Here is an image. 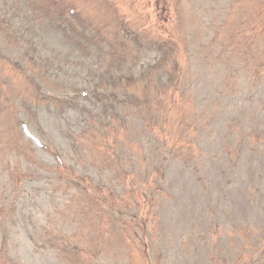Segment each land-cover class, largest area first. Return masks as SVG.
I'll return each mask as SVG.
<instances>
[{"label":"rangeland","instance_id":"rangeland-1","mask_svg":"<svg viewBox=\"0 0 264 264\" xmlns=\"http://www.w3.org/2000/svg\"><path fill=\"white\" fill-rule=\"evenodd\" d=\"M0 264H264V0H0Z\"/></svg>","mask_w":264,"mask_h":264},{"label":"trees","instance_id":"trees-1","mask_svg":"<svg viewBox=\"0 0 264 264\" xmlns=\"http://www.w3.org/2000/svg\"><path fill=\"white\" fill-rule=\"evenodd\" d=\"M4 84H6V83H4ZM162 142V141H161ZM163 144H161V145H159V147L158 148H156V150H157V153H164V154H167L168 152L165 150V146H164V144H165V142H162ZM156 170H158L159 171V173H160V175H161V173H162V170H160V169H156ZM83 178V177H82ZM161 178V177H160ZM76 182H77V179H76Z\"/></svg>","mask_w":264,"mask_h":264}]
</instances>
